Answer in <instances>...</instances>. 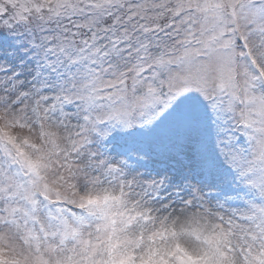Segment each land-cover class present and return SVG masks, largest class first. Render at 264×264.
Wrapping results in <instances>:
<instances>
[{
	"label": "snow or ice",
	"instance_id": "snow-or-ice-1",
	"mask_svg": "<svg viewBox=\"0 0 264 264\" xmlns=\"http://www.w3.org/2000/svg\"><path fill=\"white\" fill-rule=\"evenodd\" d=\"M0 264H264V0H0Z\"/></svg>",
	"mask_w": 264,
	"mask_h": 264
}]
</instances>
